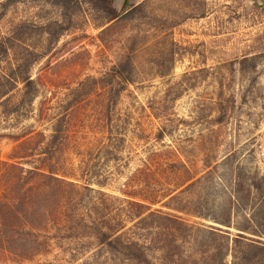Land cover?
<instances>
[{"label": "rangeland", "instance_id": "obj_1", "mask_svg": "<svg viewBox=\"0 0 264 264\" xmlns=\"http://www.w3.org/2000/svg\"><path fill=\"white\" fill-rule=\"evenodd\" d=\"M129 2L133 15L107 21L91 0H0V264H135L99 230L151 264H230L264 246L236 229L246 215L264 232V0ZM47 30L58 39L24 95ZM127 60L112 103L99 80ZM236 188L247 206L214 222Z\"/></svg>", "mask_w": 264, "mask_h": 264}, {"label": "trees", "instance_id": "obj_2", "mask_svg": "<svg viewBox=\"0 0 264 264\" xmlns=\"http://www.w3.org/2000/svg\"><path fill=\"white\" fill-rule=\"evenodd\" d=\"M92 2L94 1L96 5L100 6V10L103 13L104 19L107 21H111L114 19H117L122 16H128V15H133L134 11L136 10V6H132V4L129 2V0H125L124 7L121 10V12L117 13L114 8L112 7V0H91ZM3 7V8H2ZM5 5L1 4L2 10H4ZM132 8V9H131ZM131 9V10H130ZM126 13V14H124ZM124 14V15H123ZM3 16L2 13H0V17ZM50 26V25H49ZM48 33V41H47V50L42 52L41 54L37 55L35 58L32 60H29L25 62V72L23 75L20 76L19 81L22 83L24 87V95L30 94L31 97L34 95L33 89H34V81L33 79L30 78V76L27 74L26 70L29 68L30 63L32 61L34 62L40 57H43L48 50L51 49V47L54 45V43L58 39L59 32H51L50 30H47ZM10 38L9 37H3L0 40V56L1 54H7V41L9 42ZM20 69V67L18 66ZM129 61L127 60L123 64H120L116 68L110 69L108 72L105 73V75L99 80L100 82H105L109 88V97L112 103H114V100L116 99L117 95L119 92L124 88V85L127 81H129ZM92 83L93 87L94 85L97 84V80L91 79L90 80ZM70 105L71 102H69ZM63 117H59L57 119L56 125L53 127V134L50 137V140L52 143H55L59 140L61 137V121ZM50 150H45V152H49ZM191 179V177L189 178ZM192 183V182H191ZM247 194L251 195L252 192L247 188ZM245 198H248V196H245L244 198L239 194V190L236 188L233 193H230L227 197V202H229V205L225 208L224 210V217L219 218L218 216H212V220L220 225L226 226V227H231L232 222H231V203L235 202V205H242L244 207L247 206L248 203H245L247 201H244ZM141 205V204H139ZM233 205V204H232ZM264 207V203L259 201L256 210H261ZM142 213L137 214V216H140ZM245 218V222L247 225L244 226H237L236 229L238 230L237 235L238 236H243L246 232L253 234V235H258L259 233H264L263 231L258 232L251 230V223L253 222L251 218L246 217V215L243 217ZM256 218V217H255ZM117 232L115 231H102L99 230V235L98 238L100 240L101 244H104L110 251H113L117 245H120L122 247L121 252L123 255H125L126 259H129L135 264H151L150 259L147 257L145 254V251L143 250L142 246L138 244L136 241H130V242H123L121 240V235L118 234L116 235ZM248 248L250 247L253 249L251 251V254H237L236 257H234V260L230 262V264H250L253 260L254 255H258L260 252H264V246L254 244L253 242H249L246 244ZM255 250V251H254ZM258 251V252H256Z\"/></svg>", "mask_w": 264, "mask_h": 264}, {"label": "water", "instance_id": "obj_3", "mask_svg": "<svg viewBox=\"0 0 264 264\" xmlns=\"http://www.w3.org/2000/svg\"><path fill=\"white\" fill-rule=\"evenodd\" d=\"M124 3H125V0H121V1H120V7H119V9H118V13L121 12Z\"/></svg>", "mask_w": 264, "mask_h": 264}]
</instances>
